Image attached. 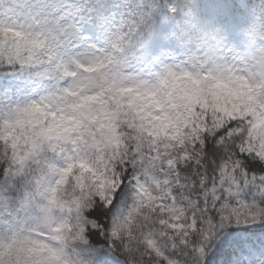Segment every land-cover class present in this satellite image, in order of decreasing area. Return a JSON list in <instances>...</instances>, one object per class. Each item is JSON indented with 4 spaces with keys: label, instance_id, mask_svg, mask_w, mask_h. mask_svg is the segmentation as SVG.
Segmentation results:
<instances>
[{
    "label": "snow or ice",
    "instance_id": "obj_1",
    "mask_svg": "<svg viewBox=\"0 0 264 264\" xmlns=\"http://www.w3.org/2000/svg\"><path fill=\"white\" fill-rule=\"evenodd\" d=\"M0 264H264V0H0Z\"/></svg>",
    "mask_w": 264,
    "mask_h": 264
}]
</instances>
